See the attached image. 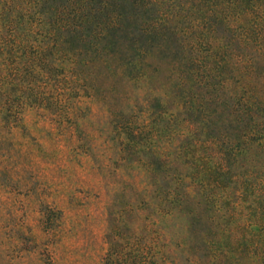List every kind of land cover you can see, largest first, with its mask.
Returning a JSON list of instances; mask_svg holds the SVG:
<instances>
[{
    "label": "trees",
    "instance_id": "trees-1",
    "mask_svg": "<svg viewBox=\"0 0 264 264\" xmlns=\"http://www.w3.org/2000/svg\"><path fill=\"white\" fill-rule=\"evenodd\" d=\"M160 46L180 100L169 211L219 213L215 264H264V0H0V129L79 97L85 65L137 77Z\"/></svg>",
    "mask_w": 264,
    "mask_h": 264
},
{
    "label": "rangeland",
    "instance_id": "rangeland-1",
    "mask_svg": "<svg viewBox=\"0 0 264 264\" xmlns=\"http://www.w3.org/2000/svg\"><path fill=\"white\" fill-rule=\"evenodd\" d=\"M171 59L160 46L133 78L85 65L79 97L0 129V264H215L219 213L197 206L186 223L164 195L180 117Z\"/></svg>",
    "mask_w": 264,
    "mask_h": 264
}]
</instances>
